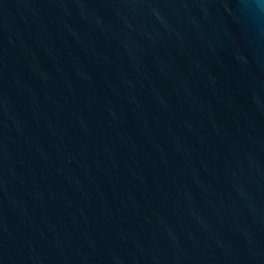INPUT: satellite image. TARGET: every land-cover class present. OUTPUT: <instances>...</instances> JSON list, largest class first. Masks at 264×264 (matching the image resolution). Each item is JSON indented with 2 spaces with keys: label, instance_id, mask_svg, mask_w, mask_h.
<instances>
[{
  "label": "water",
  "instance_id": "1",
  "mask_svg": "<svg viewBox=\"0 0 264 264\" xmlns=\"http://www.w3.org/2000/svg\"><path fill=\"white\" fill-rule=\"evenodd\" d=\"M0 264H264V0H0Z\"/></svg>",
  "mask_w": 264,
  "mask_h": 264
}]
</instances>
